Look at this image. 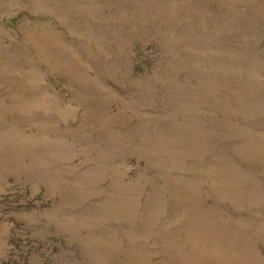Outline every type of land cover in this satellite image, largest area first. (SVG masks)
<instances>
[{
	"label": "rangeland",
	"instance_id": "374dc122",
	"mask_svg": "<svg viewBox=\"0 0 264 264\" xmlns=\"http://www.w3.org/2000/svg\"><path fill=\"white\" fill-rule=\"evenodd\" d=\"M0 264H264V0H0Z\"/></svg>",
	"mask_w": 264,
	"mask_h": 264
}]
</instances>
